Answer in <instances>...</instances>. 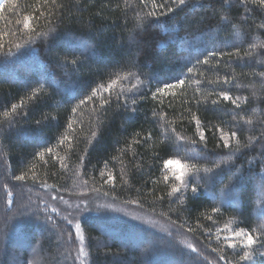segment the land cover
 Wrapping results in <instances>:
<instances>
[{
	"label": "trees",
	"instance_id": "1",
	"mask_svg": "<svg viewBox=\"0 0 264 264\" xmlns=\"http://www.w3.org/2000/svg\"><path fill=\"white\" fill-rule=\"evenodd\" d=\"M11 2L17 5L12 12H0V113L22 99L27 105L11 125L0 124V264H80L77 234L84 237V264H206L204 257L224 264L220 254L236 264L243 252L227 248L223 237L231 229L251 231L264 223V48L259 47L264 44V8L243 0L226 5L223 0H189L183 9L159 16L160 26L152 23L156 17H149L136 47L129 46L128 34L135 13L152 10L150 0L147 7L139 0H129V7L125 0H57L64 4L59 10L43 0ZM24 15H35L36 31L49 35L25 42L18 31L22 25L16 23ZM176 22L172 42V31L163 28ZM250 50L252 55L245 56ZM211 52L217 55L209 56ZM65 55L79 57L81 63L65 66ZM129 57L136 67L126 66ZM206 57L207 64L197 63ZM117 71L139 73L151 83L125 93L127 108H117L113 95L103 109L97 98L73 113L91 88L107 84ZM179 79L186 81L182 89L152 97L157 86ZM135 83L133 79L124 87ZM38 85L46 95L28 101ZM221 91L239 97V107L222 99L213 104ZM99 95L107 98V93ZM193 116L201 121L207 147L199 142ZM248 119L253 124L244 122ZM216 126L237 131L242 144L256 139L233 156L231 149L217 147ZM177 135L197 141L194 154L177 149ZM170 158L201 168L222 159L230 163L213 173L190 174L187 187L169 196L179 184L164 171L163 161ZM234 174L240 176L239 187L229 190ZM18 175L26 179L18 181ZM194 185L196 193L191 191ZM119 207L148 214L171 228L158 233L130 214L113 211ZM213 207L220 211L212 213ZM226 224L229 230L217 232ZM257 251L264 253V248ZM239 264H264V255Z\"/></svg>",
	"mask_w": 264,
	"mask_h": 264
},
{
	"label": "snow or ice",
	"instance_id": "2",
	"mask_svg": "<svg viewBox=\"0 0 264 264\" xmlns=\"http://www.w3.org/2000/svg\"><path fill=\"white\" fill-rule=\"evenodd\" d=\"M140 4H142L144 7L148 6L149 0H139ZM152 4V10L144 13L143 15L140 14V12H136L134 15V20H135V25L132 31L128 34V43L129 46H136L139 47L140 41L137 39V36L139 34H142L145 31V23L148 20L149 17H156L155 20L152 21V23L157 24V26H160L159 22V16H167L169 13H175L177 9H183L185 6L189 4V0H163L161 3H157L156 0H150ZM244 3H250L252 5H259L261 8H264V0H243ZM43 3L45 6H50L53 9H61L64 7L63 3H58L57 0H43ZM223 3L226 5L228 3V0H223ZM16 4L14 2H9L7 3H0V12H3L4 10H7L8 12H12L16 8ZM125 7H129V0H125ZM43 14V13H42ZM49 16L53 15L52 12L48 13ZM38 18L35 15H24L22 20H17L16 23L17 25H22L21 29H18L19 35L20 36H25L26 41L25 42H30L34 36H44L47 37L49 35L48 32H37L36 27L33 25V21L37 20ZM221 19H227V17H221ZM178 24L179 22H176L170 26L164 27L163 31L165 33H168L170 30L172 31V35H169V40L172 42H175L176 40V32L178 31ZM262 28H264V25H261ZM51 31H54L51 30ZM12 35H15V33H12ZM4 47L3 44V37L0 35V49ZM16 48H20L21 44L16 43L15 44ZM256 45H250V49H255ZM259 47L264 48V44H260ZM9 52H11V49H9ZM239 52V49H237V53ZM139 53H137L138 55ZM209 56H215L217 53L211 52L208 54ZM228 55H232V53H229ZM245 56H251L252 51L245 52ZM65 66L67 65H74L78 66L81 61L79 57L73 56V58L69 59L67 55L63 58L61 61ZM197 63H203L207 64L208 63V58L206 57L202 61H197ZM126 66L129 68L136 67V60L133 57H129V59L126 62ZM188 72L191 73L192 69L189 68ZM264 75V74H261ZM141 74L135 73L132 71H124L120 72L117 71L113 73L110 77V79L107 81V84L105 83H99L95 87L91 88V92L86 95L83 99H81L76 107H73L72 111L75 113L78 109V107L83 106L89 102L94 103L97 98H99L100 104L99 107L100 109H103L105 105H108L111 102V98L113 95L116 96V107H125L127 108V97L125 96V93H130L133 92L136 88L142 87L145 85V83H151V78H148L147 81L142 80L140 78ZM135 79L136 83L132 84L131 87L125 88L124 84L125 82L131 83V81ZM225 83L228 81L225 80ZM186 81L185 79H179L176 80L173 83H162L161 85L157 86L155 91L152 92V97L155 99L158 94H168L169 91L174 90V89H182L183 86L185 85ZM197 85L200 84V81L195 82ZM209 84L213 83V81H208ZM191 82H189V85ZM264 87V85H262ZM199 92V88L196 90ZM102 93H107V98H105ZM43 95H46L45 90L43 86L38 85L37 87H34L31 89V94L27 98L28 101H38L42 98ZM211 95V94H209ZM253 96L256 95V92L254 91L252 93ZM121 98H124V104L122 105L120 103ZM208 97H204L205 101L207 100ZM223 101H231L233 105L236 107H239V100L240 98L237 97L233 99L229 92L227 91H221L218 93V99L213 100L212 103L216 104L219 103L220 100ZM133 104L136 103L135 100L132 101ZM199 103V101H198ZM27 101L22 99L19 104H12L11 109H6L2 113H0V124H3L5 121L11 125L13 122L14 117L17 115H20L19 109L26 107ZM93 111H97V108L94 106ZM26 115V114H25ZM43 120H47L48 117L44 116L42 118ZM52 119H55V117H52ZM162 119H166V117H162ZM193 120H195L196 126H197V134L199 135V142L204 143L205 147H207V144L205 142V135H204V129L201 124V121L196 117H192ZM243 120V117H241ZM246 124H253L252 119H248L244 121ZM35 123L39 126L42 123V120L38 119L35 121ZM236 123H239L237 121ZM68 128H72V122L69 121L68 123ZM167 130V129H166ZM216 130L220 132V138L219 141L217 142V147H223L225 149H231V155L235 156L237 153H240L242 149H246L250 147L253 143V141L256 139L255 137H249L248 138V143L247 144H242L240 139L238 138L237 131H231V132H226L223 129L219 128L216 126ZM174 132V130H173ZM97 133L94 131L92 132V136L95 137ZM150 138V137H149ZM68 137H63L61 140V143L66 141ZM176 141H177V149L184 147L185 151L189 154H194L195 148L194 146L196 145L197 141H185V138L182 136L177 135L176 136ZM71 147V145H69ZM262 148H264V144L261 145ZM52 149L49 148L48 152H51ZM38 155L43 156V153H39ZM264 155V153H262ZM197 159H200V157H196ZM230 163L229 160H220L219 163H213V166L211 168L209 167H198L197 164L189 163L187 159L182 160L181 158H170V159H165L163 161L164 165V171L165 172H170L171 177L175 180L178 181L179 184L174 185L171 190L169 191L168 195L172 196L176 194L177 192L180 191L181 186L187 187L188 180L186 177H188L190 174H198L199 172L203 171L205 173H213L217 170L222 169L223 166L228 165ZM231 170V169H229ZM111 178V177H110ZM165 180L169 179V176L164 177ZM16 180L18 181H23L26 179L24 175H18L15 177ZM239 181H240V176L238 174H234L233 176V183L229 185V190H234L239 187ZM6 187V186H5ZM191 191L193 193H196L198 191V186L194 185L191 188ZM9 196H11V192L8 193ZM262 203H264V185H262ZM11 203V201H9ZM220 211L219 208L213 207L211 208L212 213H218ZM261 215L264 216V211L261 212ZM51 219V217H49ZM207 219L211 220L212 216L209 215ZM229 223H232V221H229ZM223 230H229L228 224L224 226V229H217V232L223 231ZM76 231L79 233L80 231V226L77 224L76 226ZM191 231V229H189ZM230 235L224 236L223 237V242L224 245L227 248L230 249H237L239 248L243 254L239 256V260L236 262V264H239L240 261H251L255 255H264V253L257 251V248H264V223H262L258 228H254L251 231L240 228V229H231L230 230ZM217 241L221 240V236L217 235L216 237ZM80 240V247L78 248L76 260L80 262V264H84L83 258L86 256L85 248L83 246V240L84 237L83 235L79 236ZM256 246V247H254ZM188 248H190L193 252H197V249L192 245L188 244ZM215 251V249H213ZM206 261V264H212V261H208L207 257L203 258ZM219 261H224V264H232L231 261L226 260L225 256L220 254L218 257ZM28 264H32L31 261L28 262Z\"/></svg>",
	"mask_w": 264,
	"mask_h": 264
},
{
	"label": "rangeland",
	"instance_id": "3",
	"mask_svg": "<svg viewBox=\"0 0 264 264\" xmlns=\"http://www.w3.org/2000/svg\"><path fill=\"white\" fill-rule=\"evenodd\" d=\"M113 209H116V208L113 207ZM113 211H115L117 213L120 212L121 214H124L126 216H128L127 214H130L131 216H129V217L133 218V221L143 223L148 227H150V225H152L151 227L158 233L159 232L163 233L165 231H168L171 228V226H168L166 223L160 221L157 218L151 217L148 214H139L137 212H128V209L121 208V207H119L118 210H113ZM147 223L150 225H148ZM76 238H77L78 243H80L79 234H77Z\"/></svg>",
	"mask_w": 264,
	"mask_h": 264
}]
</instances>
